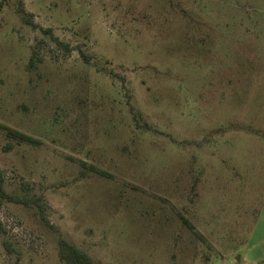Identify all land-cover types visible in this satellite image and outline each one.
Listing matches in <instances>:
<instances>
[{"label": "rangeland", "instance_id": "rangeland-1", "mask_svg": "<svg viewBox=\"0 0 264 264\" xmlns=\"http://www.w3.org/2000/svg\"><path fill=\"white\" fill-rule=\"evenodd\" d=\"M18 1L0 0V264H63L59 239L93 264H258L264 0H22L38 28Z\"/></svg>", "mask_w": 264, "mask_h": 264}, {"label": "trees", "instance_id": "trees-1", "mask_svg": "<svg viewBox=\"0 0 264 264\" xmlns=\"http://www.w3.org/2000/svg\"><path fill=\"white\" fill-rule=\"evenodd\" d=\"M17 13L22 19V21L27 26L31 28H38L33 23L32 14L25 11L22 0L18 1ZM44 32H48V34L50 35V39L53 41L56 47L66 52L71 51V48L69 47L68 44L59 41L58 38L52 35L51 30L44 31ZM130 111L133 113L132 107H130ZM133 117L135 118V114H133ZM6 131H7L8 137L12 138L13 140H16L19 143H26L29 145H33L36 143V140H34L30 136H27L23 133H20L12 129H6ZM89 168L91 172L95 173L101 178H105V179L112 178V176L109 175L107 172L101 169H98L97 167L90 166ZM1 183H2V179L0 176V198L10 199V197L5 195V193L3 192V189L1 188ZM12 200L13 199L9 200V202H15ZM38 207L42 211V207L40 205H38ZM42 219L47 223V221L45 220V218H43V216H42ZM179 219L185 228H187L190 232L195 234L197 237L201 238L200 235L195 231V228L191 225V223L185 217H183L182 215H179ZM58 250H59L58 252L59 260L63 264H93L91 259L85 253L81 252L78 248H76L75 246L71 245L70 243H68L67 241L63 239L58 240Z\"/></svg>", "mask_w": 264, "mask_h": 264}, {"label": "crops", "instance_id": "crops-1", "mask_svg": "<svg viewBox=\"0 0 264 264\" xmlns=\"http://www.w3.org/2000/svg\"><path fill=\"white\" fill-rule=\"evenodd\" d=\"M248 245L247 259L264 264V204L254 219V224L249 232Z\"/></svg>", "mask_w": 264, "mask_h": 264}]
</instances>
